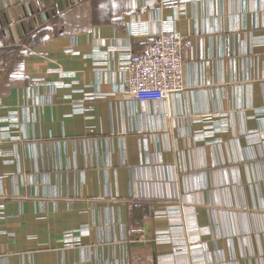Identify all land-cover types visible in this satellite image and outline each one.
<instances>
[{"label":"crops","instance_id":"crops-1","mask_svg":"<svg viewBox=\"0 0 264 264\" xmlns=\"http://www.w3.org/2000/svg\"><path fill=\"white\" fill-rule=\"evenodd\" d=\"M169 17L184 90L126 98L90 55ZM0 204V264H264V0H0Z\"/></svg>","mask_w":264,"mask_h":264},{"label":"built area","instance_id":"built-area-1","mask_svg":"<svg viewBox=\"0 0 264 264\" xmlns=\"http://www.w3.org/2000/svg\"><path fill=\"white\" fill-rule=\"evenodd\" d=\"M179 1L164 0V3L173 5ZM172 22V18L169 17L165 28L157 34L154 41L145 47L143 53H135L130 44L122 47L111 44L106 50L101 53L97 50L90 57L94 60L103 59L106 62L109 55L114 58V54H117L116 70L120 76L121 91L126 98L148 102L166 101L185 88L184 48L181 35L173 27ZM49 72H53L52 69ZM57 72H61V70H57ZM87 97L90 98L93 95L88 94ZM82 108V104L77 103L75 110L81 111ZM227 127V124L222 122H218L217 127L214 124H209L204 132H198L197 135L204 139L216 132L227 130ZM3 207L0 204V213ZM174 209L175 206H168L164 212H156L155 217L158 220L167 219L166 214H171ZM175 229H178L176 224L159 228L155 235V242L158 244L172 242L176 233H174ZM70 237L69 232L65 234V238L69 239Z\"/></svg>","mask_w":264,"mask_h":264},{"label":"rangeland","instance_id":"rangeland-1","mask_svg":"<svg viewBox=\"0 0 264 264\" xmlns=\"http://www.w3.org/2000/svg\"><path fill=\"white\" fill-rule=\"evenodd\" d=\"M92 1H93V0H92ZM91 4H93V2H91ZM99 60H101V59H99ZM102 60H103V59H102ZM97 61H98V60H97ZM104 62H105V61L103 60V62H101V63H103V64H104ZM105 63H106V62H105Z\"/></svg>","mask_w":264,"mask_h":264},{"label":"trees","instance_id":"trees-1","mask_svg":"<svg viewBox=\"0 0 264 264\" xmlns=\"http://www.w3.org/2000/svg\"><path fill=\"white\" fill-rule=\"evenodd\" d=\"M85 1H90V0H82V2H85ZM81 2V1H80Z\"/></svg>","mask_w":264,"mask_h":264}]
</instances>
